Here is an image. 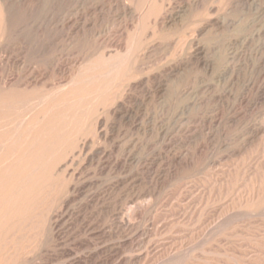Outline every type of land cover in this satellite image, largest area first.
<instances>
[{
    "label": "rangeland",
    "instance_id": "374dc122",
    "mask_svg": "<svg viewBox=\"0 0 264 264\" xmlns=\"http://www.w3.org/2000/svg\"><path fill=\"white\" fill-rule=\"evenodd\" d=\"M9 1L0 136L16 126L17 141L29 133L18 118L65 116L94 146L67 166L70 149L38 167L0 150V264H264V0H165L151 15V0ZM131 13L139 18L125 30ZM66 21L76 25L69 35L56 26ZM111 33L123 35V52L95 45ZM54 56L75 69L73 84L44 100L13 83L20 68ZM111 86L122 106L104 115L105 138L96 114ZM55 189L64 199L55 202ZM46 206L59 220L55 235L36 224Z\"/></svg>",
    "mask_w": 264,
    "mask_h": 264
},
{
    "label": "bare ground",
    "instance_id": "6f19581e",
    "mask_svg": "<svg viewBox=\"0 0 264 264\" xmlns=\"http://www.w3.org/2000/svg\"><path fill=\"white\" fill-rule=\"evenodd\" d=\"M24 1V0H23ZM108 1V0H107ZM115 1V0H114ZM119 1V0H118ZM117 1V2H118ZM126 1V0H125ZM149 1V0H148ZM175 2H178L179 0H174ZM116 2V1H115ZM164 2H165V0H151V2H150V6H149V8H148V12H147V14L148 15H151V14H153L154 13V11L157 9V7L158 6H161L163 9L165 8V6H164ZM123 3V2H122ZM32 4V3H31ZM119 4V3H118ZM91 5V4H90ZM120 5V4H119ZM127 5V4H126ZM166 5V4H165ZM83 6V5H82ZM58 7V6H57ZM125 8V7H124ZM145 9V8H144ZM179 9V8H178ZM0 39H1V37H4L5 35H7V33L9 34L10 32H11V6H10V1L9 0H0ZM66 12V11H65ZM167 13H168V10H166L165 9V11H164V14L162 15V16H160L158 19H157V21L155 22L156 23V25H158L160 28H163L165 25H166V17H167ZM109 14V13H108ZM131 15V17H129L130 18V21H126L125 20V30L127 29H129V26L131 25V24H133V23H135L136 21H137V19L139 18V16L137 17V13H131L130 14ZM168 15H169V13H168ZM125 16V15H124ZM169 17V16H168ZM70 19V18H69ZM84 19V18H83ZM96 19V18H95ZM71 20V19H70ZM118 21V20H117ZM176 21V20H175ZM68 21H66V22H63L62 24L61 23H59L58 25H56L58 28H62V29H60V30H62V31H64L65 30V32H66V35H69V34H71V33H73L74 31H75V26L73 27H69L68 26ZM124 23V22H123ZM28 25V24H27ZM175 25H176V23H175ZM21 26V25H20ZM55 26V27H56ZM173 26V25H172ZM22 27V26H21ZM38 27V26H37ZM40 27V26H39ZM49 27V26H48ZM91 28V27H90ZM94 28V27H93ZM43 29H45V28H43ZM42 29V30H43ZM47 29V28H46ZM49 29V28H48ZM55 29V28H54ZM50 30V29H49ZM51 30H53V29H51ZM59 30V29H58ZM57 30V31H58ZM123 30V29H122ZM10 31V32H9ZM33 31V34L35 33L34 32V30H32ZM55 31V30H54ZM82 31V30H81ZM85 31V30H84ZM117 31V30H116ZM45 32H47V31H45ZM83 32V31H82ZM27 33V32H26ZM32 33V32H31ZM49 33V32H48ZM78 33V32H77ZM21 34V33H20ZM24 34V33H23ZM39 34V31H38V33H37V35ZM80 34H81V32H80ZM22 35V34H21ZM37 35H35V36H37ZM42 34H40V36H41ZM43 35H44V32H43ZM85 35H87V34H85ZM8 36V35H7ZM6 36V37H7ZM30 36V35H29ZM72 36V35H71ZM76 36H77V34H76ZM83 35H81V36H79V34H78V37L79 38H77V39H80V41H82L81 40V38L80 37H82ZM27 37H28V35H27ZM47 37V36H46ZM51 37V36H50ZM49 37V38H50ZM54 38H55V36H53ZM38 38H40V37H38ZM37 37H36V39H38ZM44 38H45V36H44ZM52 38V37H51ZM90 38H94V37H90ZM24 39V38H23ZM89 39V38H88ZM27 40V39H26ZM41 40V39H40ZM50 40H52V39H50ZM85 40V39H84ZM94 40V43H95V45L98 47V49H102V48H106V47H112L113 46V48H116V49H118V51H120V52H123L124 50H125V48H126V46H125V42H124V38H123V35H115L114 33H111V34H108V35H106L105 37H102V38H98V39H93ZM54 41V40H53ZM52 41V42H53ZM80 41H78V42H80ZM91 41V40H90ZM31 42H33V41H31ZM44 42V41H43ZM43 42H40V43H43ZM50 42V41H49ZM52 42H51V46L50 47H52ZM25 43H27V42H25ZM40 43H39V45H40ZM89 43V42H88ZM134 43V42H133ZM34 44V43H33ZM35 44H36V42H35ZM38 44V43H37ZM48 44V43H47ZM38 45V47H40ZM43 45V44H42ZM45 45V44H44ZM49 45V44H48ZM47 45V46H48ZM56 45V44H55ZM32 46H34V45H32ZM36 46V45H35ZM34 46V47H35ZM37 47V48H38ZM44 47V46H43ZM132 47H133V45H132ZM131 47V48H132ZM20 48H22V47H20ZM33 49H35V48H33ZM38 49H40V48H38ZM92 49V48H91ZM27 50H29V48L27 49ZM32 49H30V51H31ZM43 50H44V48H43ZM26 51V50H25ZM49 51H54L55 52V50H50L49 49ZM49 51H48V54H49ZM56 51H57V49H56ZM145 51V50H144ZM12 52V51H11ZM29 52V51H28ZM34 52V51H33ZM45 52V51H44ZM40 53H42V51H40ZM56 53V52H55ZM104 53H106V52H104ZM103 53V55H102V57H104L106 54H104ZM21 54V53H20ZM35 54H37V51H36V53ZM39 54V53H38ZM46 53H44V55H45ZM47 54V55H48ZM52 55L54 54V53H51ZM124 54V53H123ZM41 55H43V54H41ZM43 55V56H44ZM87 55V54H86ZM113 55V54H112ZM125 55V54H124ZM120 56H123V55H120ZM40 57V56H39ZM42 57V56H41ZM52 56L50 55V58H51ZM58 56H54V59L52 60V63L50 64L49 63V56H48V62L47 63H49V64H47L46 65V63H45V61H44V63H45V65L47 66V67H44V68H37V67H35V66H33V65H31V64H28V65H26L25 67H23V68H20V71L19 72H15L16 74V79H14V81H13V83H15V81H16V83H17V85H20V86H17V88L18 87H21V85L22 86H24L23 87V90L26 92H29V93H33V94H37V95H40V97L42 98H44V100H45V98H47V97H50L52 94H53V92H54V90H57V89H55V88H61V90H62V88H65V84H63V83H65V82H67L69 79H71L70 81H71V83H72V81H75V77H73V76H75V69L73 68V67H71V68H67V66L63 63L64 61L63 60H61V58H57ZM44 58H46V57H44ZM7 59V58H6ZM13 58H8L7 59V65L8 64H12L13 63V61L14 60H12ZM108 59H110V57L108 58ZM112 59V58H111ZM5 60V59H4ZM3 60V61H4ZM72 60V59H71ZM40 61V60H39ZM46 61H47V59H46ZM111 61V60H110ZM110 61H108V62H110ZM122 61V60H121ZM141 61V60H140ZM139 61V62H140ZM105 62V61H104ZM118 62V61H117ZM115 63V62H114ZM120 63V62H119ZM118 63V64H119ZM1 64V63H0ZM81 64V63H80ZM83 64V63H82ZM14 65V64H13ZM141 65V64H140ZM9 66V65H8ZM121 66H123V65H121ZM6 67V66H5ZM38 67H39V65H38ZM41 67H42V65H41ZM75 67V66H74ZM77 67V66H76ZM117 67H118V65H117ZM139 67H137V64L135 65H130L129 66V71L130 72H138L139 71V69H138ZM1 69V68H0ZM19 70V69H18ZM78 70V69H77ZM111 70V69H110ZM114 70V69H113ZM112 71V70H111ZM5 72V71H4ZM119 72V71H118ZM127 72V71H126ZM14 73V72H13ZM78 73V72H77ZM106 74H108V73H106ZM77 75V74H76ZM80 75V74H79ZM103 75V74H102ZM128 75V74H127ZM83 76V75H82ZM81 76V77H82ZM77 77V76H76ZM128 77H130V76H128ZM1 78V77H0ZM83 78V77H82ZM133 78V77H132ZM4 79V78H3ZM11 79V78H10ZM13 79V78H12ZM135 79V78H134ZM6 80V79H5ZM8 80V82L10 81L9 79H7ZM127 80V79H126ZM129 80V79H128ZM4 81V80H3ZM69 81V82H70ZM91 81V80H90ZM94 81V80H93ZM124 81V80H123ZM129 81H131V80H129ZM127 82L126 81V83H123V87L125 88V86H128L129 84H130V82ZM78 82V81H77ZM112 82V81H111ZM114 82V81H113ZM116 82V81H115ZM4 83V82H3ZM6 83V82H5ZM10 84H12L11 82H9ZM70 83V84H71ZM1 84H2V82H1ZM63 84V85H62ZM67 84V83H66ZM73 84V83H72ZM105 84V83H104ZM5 85V84H4ZM8 85V84H7ZM162 85V84H161ZM114 86V85H113ZM113 86H111L110 88H109V90H107V94H105L104 95V98H103V100L99 103L100 105H99V107L97 108V116H96V118H97V124H98V132H97V135L98 136H100V137H107L108 136V131L106 132V131H104V129L103 128H101L102 126H103V124L105 123V117H104V115H106V114H112V113H114V114H116V113H118L119 112V109L121 108V106H120V91L119 90H116V91H111L112 90V88H116V87H113ZM118 86V85H117ZM5 87V86H4ZM13 87H14V89L16 90V88H15V86H14V84H13ZM54 87V88H53ZM66 87H68V86H66ZM12 88V87H11ZM10 88V89H11ZM164 88V87H163ZM0 89L2 90L3 88H1L0 87ZM6 89V88H5ZM9 89V88H8ZM130 89V88H129ZM3 91V90H2ZM2 91H0V92H2ZM5 91V90H4ZM13 93L15 92V91H13V90H11ZM18 91V90H17ZM160 91V90H159ZM23 92V91H22ZM37 92V93H36ZM56 92V91H55ZM61 92V91H60ZM134 92V91H133ZM5 93V92H4ZM17 92H15L14 93V95L16 94ZM105 93V92H104ZM7 94V93H6ZM10 94V93H9ZM8 94V95H9ZM21 94V93H20ZM19 94V95H20ZM25 94V93H24ZM72 94V93H71ZM1 96H2V93L0 94ZM11 96H12V94H10ZM17 95H18V93H17ZM16 95V97L18 98V96ZM57 95V94H56ZM145 95V94H144ZM10 97V96H9ZM37 97V96H36ZM40 97H39V99H40ZM8 98V97H7ZM26 99L28 98V97H25ZM25 98H23V99H25ZM35 98V97H34ZM153 98V97H152ZM6 99V98H5ZM10 99V98H9ZM8 99V100H9ZM33 99V98H32ZM48 99V98H47ZM46 99V100H47ZM14 100V99H13ZM12 100V101H13ZM28 100V99H27ZM38 100V99H37ZM41 101H42V99H40ZM68 100V99H67ZM10 101V100H9ZM18 101H19V99H18ZM17 101V102H18ZM22 101V100H21ZM25 101V100H24ZM23 101V102H24ZM33 101V100H32ZM31 101V102H32ZM1 102H3V101H1ZM6 103V101H4V103L3 104H5ZM7 103H9V102H7ZM6 103V104H7ZM15 103V102H14ZM40 103V102H39ZM2 104V105H3ZM11 104V103H10ZM16 104V103H15ZM35 104V103H34ZM37 104V103H36ZM35 104V105H36ZM1 105V104H0ZM12 105V104H11ZM38 106H39V104H37ZM37 105H36V108H38L37 107ZM13 106V105H12ZM3 106H0V111L3 109L4 110V108H6V105H4V108H2ZM7 107H8V105H7ZM52 106H50V108H51ZM47 108H48V106H47ZM53 108V107H52ZM76 108V107H75ZM33 109H35V108H33ZM46 109V108H45ZM54 109V108H53ZM53 109H50V110H53ZM9 110H11L10 108H9ZM26 110H28V109H26ZM29 110H30V108H29ZM37 110V109H36ZM9 112V111H8ZM24 112H26V111H24ZM33 112H30V114H32ZM25 114V113H24ZM64 114V113H63ZM45 115L46 114H44V115H40V114H36V117H32L31 115H30V117H27V118H23L22 120H18V119H20V118H18V119H15L17 116H15L14 118H13V120L15 119V123L16 124H18V127L20 126V125H22L23 123H24V121H27V127H26V129H25V131H28L29 133H27L25 136H20V137H22L21 139H20V141H17V139H15V134H17L18 132L17 131H15L16 130V127L14 128L13 127V130L10 132V131H6L7 130V128H6V130H4L5 132H3L2 133V135L0 136V150L1 151H3L2 149H6V151H8V152H11V151H16V150H20V151H22L23 153H25V154H29L31 157H30V159L28 160V163L29 164H31V165H39V164H41V163H48L49 162V158H46L45 157V155L47 154V153H51V154H55V152L57 153V152H59V151H66V150H68V149H70L71 151H72V157H70V158H68L69 160L67 161L66 160V163H65V166H67V165H70V164H74V160H75V158L77 157V153L78 154H87L88 152H90L91 150H93L92 148H93V141H92V139H90L89 137H84V133H85V128L84 129H82V128H79V129H77V128H72V129H69V128H67V126H66V117L65 116H63V118L61 119V120H51V121H47V122H45V123H43L42 125H40L41 124V122H42V119H44L45 118ZM65 115H66V113H65ZM26 116V115H25ZM29 116V115H28ZM54 116V115H53ZM20 117V116H19ZM57 117H58V115H57ZM22 118V117H21ZM52 118V117H51ZM6 119H8V117L6 118ZM11 119V118H10ZM9 119V120H10ZM10 122V121H9ZM14 123V124H15ZM57 123V124H56ZM128 123V122H127ZM8 124L9 123H5V125L6 126H8ZM94 124V123H93ZM37 125V126H36ZM38 125H40L41 126V128H40V126H38ZM219 125V124H218ZM5 126V127H6ZM5 127H3V128H5ZM40 128V129H37V128ZM15 129V130H14ZM18 129V128H17ZM35 129H37L36 131H35ZM10 130V129H9ZM87 130V129H86ZM35 131V133H31V132H34ZM6 132H8L9 134H6ZM15 133V134H14ZM1 134V133H0ZM11 134V135H10ZM23 134V133H22ZM25 134V133H24ZM86 135V134H85ZM87 136V135H86ZM73 137H75L76 138V141L75 142H73V143H69L68 142V140L69 139H72ZM12 138V139H11ZM108 138V137H107ZM97 139V138H96ZM200 143V142H199ZM159 144V143H158ZM186 145V144H185ZM196 148V147H195ZM204 148V147H203ZM203 148L201 149V150H203ZM91 149V150H90ZM98 149V148H97ZM90 150V151H89ZM197 151V150H196ZM195 151V152H196ZM245 151V150H244ZM178 152V151H177ZM233 152V151H232ZM246 152V151H245ZM60 153V152H59ZM205 153V152H204ZM203 153V154H204ZM176 154V153H175ZM57 155H59V154H57ZM196 155V154H195ZM14 156V155H13ZM53 156V155H52ZM80 156V155H79ZM52 158V157H51ZM50 158V159H51ZM82 158H85V157H82ZM194 159V158H193ZM259 159V158H258ZM48 161V162H47ZM183 161V160H182ZM200 161H201V157H199V161H198V164H194L193 165V169H195V170H198V166L201 164L200 163ZM162 162V161H161ZM160 163V162H159ZM192 163V162H191ZM50 164V163H49ZM48 164V165H49ZM109 164V163H108ZM154 165V164H153ZM110 166V165H109ZM174 166V165H173ZM38 167V166H37ZM64 167V166H63ZM69 167V166H68ZM66 168V167H65ZM73 170V169H72ZM118 171V170H117ZM79 174V173H78ZM252 174V173H251ZM153 178V177H152ZM61 184V183H60ZM71 185V184H70ZM152 186V185H151ZM69 188V187H68ZM260 191V190H259ZM258 191V192H259ZM55 194H54V197H55V202L56 201H58V200H60V199H64V197L66 196L65 195V191H64V189H62V190H60V191H56V189H55ZM72 194V193H71ZM258 193H256V197H259V196H261V195H259ZM69 197H70V195H69ZM46 198V197H45ZM251 201V200H250ZM43 202V201H42ZM141 202V201H140ZM250 203V202H249ZM69 204V203H68ZM251 204H252V202H251ZM250 204V205H251ZM39 205V204H38ZM132 206V205H131ZM47 207V206H46ZM255 207V206H254ZM48 208V207H47ZM46 208V210H44L46 213V215L44 216V214H43V212L41 213V215H40V217L38 218V220H37V222H36V224L38 225V227L39 228H41V229H39V230H41L42 232H43V234L44 235H46V234H50V233H53L54 235L56 234V231H57V227H58V221H57V216H56V213H55V209H54V206H51L50 208H48L47 209ZM57 211V210H56ZM128 211H129V209H128ZM127 211V212H128ZM134 212V211H133ZM135 213H140L138 210L135 212ZM129 214H130V212H129ZM39 216V215H38ZM60 216V215H59ZM234 217V216H233ZM245 217V216H244ZM237 218V217H236ZM132 219V218H131ZM139 219V218H138ZM232 219V218H231ZM63 220V219H62ZM36 221V220H35ZM30 222V221H29ZM217 222V221H216ZM214 223V222H213ZM33 225V224H32ZM31 225V226H32ZM25 226V225H24ZM219 226V225H218ZM37 227V226H36ZM37 227V228H38ZM209 227V226H208ZM26 228V227H25ZM38 230V231H39ZM38 231H36V232H38ZM40 231V232H41ZM89 231V230H88ZM16 232V231H15ZM59 232V231H58ZM87 232V231H86ZM215 232V231H214ZM239 232V231H238ZM40 234H42V233H40ZM39 234V235H40ZM43 234L41 235V236H39V237H44L43 236ZM110 234V233H109ZM36 236H38V234L36 235ZM35 236V237H36ZM20 237H22V236H20ZM47 237V236H46ZM18 238V237H17ZM38 238V237H37ZM36 241V240H35ZM34 241V242H35ZM85 241V240H84ZM17 242V241H16ZM87 242V241H86ZM124 246V245H123ZM26 247V246H25ZM23 248V247H22ZM22 248L19 250V252L20 253H18L17 254V257L16 258H18L19 259V256L22 254ZM64 251V250H63ZM14 252V251H13ZM12 252V253H13ZM24 253V252H23ZM66 253V252H65ZM21 257V256H20ZM87 257V256H86ZM88 258V257H87ZM92 258V257H91ZM12 259V258H11ZM80 259V258H79ZM78 259V260H79ZM76 260V259H75ZM74 260V261H75ZM94 260H96L95 258H94ZM81 261V260H80ZM8 263L10 262V260L9 261H7ZM71 262V261H70ZM72 262H73V260H72ZM76 262V261H75ZM98 262V261H97ZM76 263H78V262H76ZM76 263H74V264H76ZM96 263V262H95ZM72 264V263H71ZM80 264V263H79Z\"/></svg>",
    "mask_w": 264,
    "mask_h": 264
}]
</instances>
